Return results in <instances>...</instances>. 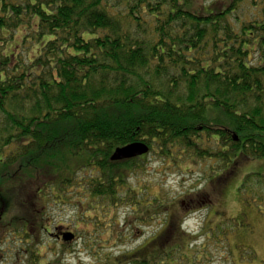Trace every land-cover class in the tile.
<instances>
[{"label":"trees","instance_id":"obj_1","mask_svg":"<svg viewBox=\"0 0 264 264\" xmlns=\"http://www.w3.org/2000/svg\"><path fill=\"white\" fill-rule=\"evenodd\" d=\"M246 1L0 0V213L13 206L22 232L44 229L39 185L63 194L73 164L96 173L82 190L112 197L139 158L110 156L135 142L173 163L215 160L207 185L220 189L238 162L264 159V0H250L252 16ZM252 179L261 194L243 200L253 190L241 182L235 231L208 229V240L252 233L247 212L264 217V175ZM174 210L153 249L127 264H194L189 252L172 258L190 241Z\"/></svg>","mask_w":264,"mask_h":264},{"label":"rangeland","instance_id":"obj_2","mask_svg":"<svg viewBox=\"0 0 264 264\" xmlns=\"http://www.w3.org/2000/svg\"><path fill=\"white\" fill-rule=\"evenodd\" d=\"M250 2L243 3L244 16H252ZM173 156L177 157L175 153ZM133 168L115 187L114 195L107 198L92 197L81 189L80 184L88 182L96 173L78 169L77 164L76 167L72 165L74 186L66 188L63 194L57 193L54 197L46 187L39 185L45 198L42 201L45 203L42 230L41 226L38 229L31 226L22 232L23 223L10 220L16 209L12 206L6 212L1 211L0 264H127L133 259H141L153 249V239L163 229L166 211L174 209L175 217H186L176 233L189 234L190 241L183 236L182 241H177L179 248L174 251L173 259L183 262L184 253L189 252L187 256H192L189 259H194V264H261L264 217H258L255 211L247 212L245 219L252 233L243 232L238 238L230 235L229 240L222 236L208 240L205 232L208 229L214 234L216 231H235L234 223L229 220L242 211L236 196L237 188L242 181L244 187L252 188L251 195L240 193L243 200H255L260 196L256 180L248 182L244 179L251 172L264 175V159L238 162L233 177L228 179V186L221 189L218 185H207V179L214 178L213 172L218 170V163L209 158L196 159L186 155L173 163L154 149L137 159ZM10 175L5 174L17 181L16 172L12 171ZM115 181L117 183L119 179ZM5 196L9 200L8 195ZM190 199L203 203L195 204L187 211L184 207ZM57 232L62 233L61 236L71 233L74 239L57 242L54 239ZM187 242H190L188 247Z\"/></svg>","mask_w":264,"mask_h":264},{"label":"water","instance_id":"obj_3","mask_svg":"<svg viewBox=\"0 0 264 264\" xmlns=\"http://www.w3.org/2000/svg\"><path fill=\"white\" fill-rule=\"evenodd\" d=\"M149 148L146 144L142 142H135L128 144L123 147L116 148L110 156L111 162H120L125 160H131L140 158L147 155ZM74 239V235L71 233H64L61 236L62 242H69Z\"/></svg>","mask_w":264,"mask_h":264},{"label":"flooded vegetation","instance_id":"obj_4","mask_svg":"<svg viewBox=\"0 0 264 264\" xmlns=\"http://www.w3.org/2000/svg\"><path fill=\"white\" fill-rule=\"evenodd\" d=\"M203 203V202H202ZM202 203H197V200H192V199H190L189 201H188V203L186 204L187 205V207H186V210L188 211V209H192L193 207H194V205L195 204H198V205H201ZM182 224H183V222H182ZM60 234H62V233H60V232H57V234H55L54 235V239H55V241H60L61 240V235ZM179 235V234H178ZM176 239H178V236H176ZM62 241V240H61Z\"/></svg>","mask_w":264,"mask_h":264}]
</instances>
